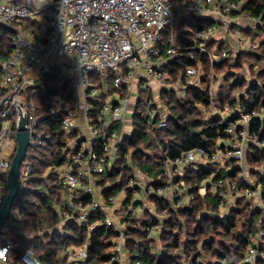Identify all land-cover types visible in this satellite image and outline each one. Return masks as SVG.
<instances>
[{"label": "built area", "instance_id": "1", "mask_svg": "<svg viewBox=\"0 0 264 264\" xmlns=\"http://www.w3.org/2000/svg\"><path fill=\"white\" fill-rule=\"evenodd\" d=\"M241 3L242 0H0V29L14 33L7 57L0 46V171L10 169L17 150L15 135L20 117L27 118L31 144L34 143L35 127L40 119L36 118L33 96L47 90L48 76L54 70L60 72L59 92L51 112L60 117L61 129L69 137L70 153L57 169L67 190L57 213L61 226H82L93 213L102 212L103 218L88 223L87 229L90 234L101 227L116 232L106 264H129L126 227L130 221L143 218L139 217L140 209L141 213L145 209L153 212L150 196L164 198L178 207L186 206L195 198L185 181L187 171L208 163L217 173L234 168L248 185L238 187L236 182L226 179L210 188V192L218 193L224 201L229 200L226 208L234 205V200L245 198L264 209L258 176L252 174L247 162L251 146L264 149V137L259 141L250 130L254 118L264 122V110L245 112L229 103H215L210 108L211 115L219 116L227 124L223 146L217 144L211 153L195 149L168 159L161 183L149 178L144 181L137 177L136 172L140 171L134 170L127 186L129 194L122 191L126 197L123 205L127 206L123 213H119L123 206H119L120 192L106 198L102 183L119 160L117 148L122 135H129L120 134L117 128L134 113L143 90L147 95L141 103L142 117L152 124L157 117L165 123L168 116L166 107L159 101L160 91L176 84L168 82L169 76L162 68L166 60L160 44L164 43L165 31L173 30L178 18L195 16L213 23L196 27L194 41L217 40L216 29L231 30L236 23L237 16H233L236 12L253 20L254 28L264 27V21L240 12ZM31 22L37 29L25 26ZM241 32L239 28L236 30L238 35ZM235 42L241 52L260 48L255 40ZM177 50L173 40L167 52L171 59ZM200 51L206 52L203 43ZM188 56L193 58V51ZM222 57H226V52L211 55L210 61L217 63ZM186 73L187 83H181L179 92L193 87L208 92L212 98L219 94V82L213 80V72L207 75L208 81H204L205 72L197 67H188ZM29 172L30 166L24 175ZM206 193L205 186L199 188L200 196ZM4 196L0 176V204ZM144 196L148 202H144ZM148 236L156 240L159 230L150 227ZM88 246L86 242L83 248H67L63 254L72 264H91ZM11 255L9 245L0 246V264H8ZM17 264L43 263L31 250H26ZM195 264L204 263L198 260ZM239 264H264V231L246 247Z\"/></svg>", "mask_w": 264, "mask_h": 264}, {"label": "trees", "instance_id": "2", "mask_svg": "<svg viewBox=\"0 0 264 264\" xmlns=\"http://www.w3.org/2000/svg\"><path fill=\"white\" fill-rule=\"evenodd\" d=\"M243 1L240 12L250 13L251 17L264 21V0ZM238 14L236 12L233 16ZM212 23L210 19L203 20L191 16L177 21L176 33L175 28L165 31L164 43L160 44L166 60L162 68L169 76L168 82L176 84L160 91L159 101L166 107L168 116L165 123L157 117L152 124L142 117L141 103L147 95L143 90L134 113L127 117L131 121V132L129 135H122L121 144L117 148L119 160L103 178L106 198L123 190L129 194L127 186L136 168L155 183H161L163 166L168 159L181 157L195 149L211 153L217 144L223 146L227 138V124L219 116L210 114L212 104L229 103L241 107L245 112L253 109L264 110V67L262 66L257 74L256 71L252 73V77H258L260 81L251 79L248 84L245 79H239L238 76L233 78V75H230L243 68L242 58L245 54L251 55L256 63H261L264 55L243 51L244 53L241 52L233 58L229 56L230 51H225V42L211 39L195 42V28ZM25 26L37 29L32 22ZM257 28L258 32L254 37L264 32V27ZM13 34L12 30L0 29V46L3 48L4 57L12 50ZM250 34L249 31L241 32L244 38ZM173 40L178 50L171 59L167 52ZM201 43L206 47V52L200 51ZM259 45L264 51V41ZM212 48H216L214 54L226 52V57H222L217 63L211 62ZM190 51H193V58L188 56ZM198 64L206 74L204 81H208L206 78L211 72L220 74V90L215 98L208 92L204 93L193 87L182 89L184 93L179 92L181 83H187V68H198ZM59 79L60 72L54 70L48 76L47 90L33 96L38 116L36 118L40 120L35 127V141L30 145L27 159L22 165L23 169L27 165L30 166V172L24 176L21 168L20 192L14 203L11 218L0 233V246L9 245L12 250L8 264H17L26 250H31L43 264H67L68 258L63 251L67 248H83L86 242H89L91 264H106L110 258L112 240L116 232L101 227L90 234L87 229L88 223L103 218L102 212L93 213L86 225L82 226H61V218L57 213V207L62 204V197L67 192L60 182L57 169L64 164L70 153L67 148L69 137L61 129L60 117L51 112L55 105V96L59 92ZM224 82H228L227 85L233 84L240 91L245 85L247 87L244 93L231 98L221 90ZM232 88L233 86H230V89ZM123 127L117 128L120 134H123ZM250 130L260 141L264 137V122L254 118ZM129 152L131 154L127 157ZM129 158L134 167L129 164ZM247 162L252 168V174L258 176L257 182L262 190L263 202L264 149L251 146L247 153ZM226 179L236 182L238 187H248L234 168L217 173L208 163L205 167L187 171L185 181L189 192L194 193L195 198L186 206L178 207L164 198L150 196L148 201L153 212L150 209L143 210V223L132 220L126 227L129 264H195L201 258L204 264H239L244 258L246 247L264 231V209L258 208L252 200L238 198L237 208L223 214L225 201L218 193L210 192V188L217 187L220 180ZM3 186L5 199L8 194L7 173L3 178ZM203 186L207 188V193L200 196L198 191ZM154 214L162 217V220ZM240 220L245 223L244 229L238 232ZM150 227L159 230L160 247L155 239L148 236Z\"/></svg>", "mask_w": 264, "mask_h": 264}, {"label": "rangeland", "instance_id": "3", "mask_svg": "<svg viewBox=\"0 0 264 264\" xmlns=\"http://www.w3.org/2000/svg\"><path fill=\"white\" fill-rule=\"evenodd\" d=\"M244 1L242 0V3H243ZM241 3V4H242ZM241 9V8H240ZM234 20H236V23L233 25L235 28L234 29H231V30H229V29H227V28H225V27H218L217 29H216V34L214 35V37H216V39L218 40V39H223V40H225V48H226V50L225 51H230L229 53V56H231V57H233V58H236L237 56L236 55H238V54H240L241 53V51H238V49H237V47L235 46V43H234V41L237 39V40H241V39H247L248 41H251V38H252V40H255V41H257L259 44H261V42L262 41H264V32L262 31L259 35H258V37H254L255 35H256V33L258 32V31H256V30H258V28L256 29V28H254V26H253V24H254V21L253 20H251L249 17H243L242 15H238ZM247 23V25H249V32L251 33L250 34V36H252L253 35V37H250V36H248V35H246L245 36V38L242 36V35H238V34H236V30L239 28V29H243L244 27H247V25H246V23ZM251 29V30H250ZM256 31V32H255ZM177 32V30H176V27H175V30H174V33H176ZM260 32V31H259ZM216 41V40H215ZM216 51V48H212V55L214 54V52ZM220 52V51H219ZM251 52H256V53H254V54H263L264 55V51H263V49H256V50H254V51H251ZM242 53H244V52H242ZM246 56H244L242 59H243V61H244V66H243V68L242 69H239V70H236L235 72H233L232 74H230V75H233V78H235V76L237 77L238 76V78L239 79H245L246 81H247V84L251 81V79H256V81H258L259 80V78L257 77H252L253 75H252V73H255V71H256V73L255 74H257L258 73V71L260 72V69L262 68V66L264 67V60L262 59L261 60V63H256L254 60L255 59H252L250 56L251 55H248V54H245ZM248 55V56H247ZM198 69L199 70H203V67L200 65V64H198ZM243 74V75H242ZM213 80L215 81V83H220V80H221V77H220V74H218V73H213ZM263 79H264V77H262ZM232 79V78H231ZM219 80V81H218ZM260 81V80H259ZM225 84L223 85V88H221V90H223L226 94H228L231 98H235L236 97V95H239L240 93H244L245 92V90H246V85L244 86V89H242L241 91H240V89L239 88H237V87H234V85L233 84H229V85H227L228 84V82L226 83V82H224ZM217 85H219V84H217ZM227 85V86H226ZM230 86H233V88L232 89H230ZM219 90H220V86H219ZM132 116V114H130V115H128L127 117H131ZM127 123V122H126ZM17 132V131H16ZM15 137H16V135H15ZM116 145H117V143H116ZM130 154H131V152H129V153H127V157H129L130 156ZM0 157H1V155H0ZM128 162H129V164L131 165V166H133L134 167V165L132 164V162H131V160H130V158L128 159ZM26 167H28V166H25L24 167V169L22 168V174L24 175V173H25V170H26ZM9 171V170H8ZM8 171H5L4 173H2V171H0V176H2L3 178H4V175L7 173L8 174ZM135 171H139L137 168L135 169ZM133 172H134V170H133ZM137 173V177H139V178H141L142 180H147L148 178L146 177V176H143V174L140 172V173H138V172H136ZM139 174V175H138ZM25 176V175H24ZM119 198L121 199V201H120V207L123 205V201L122 200H126V197H125V193H123L122 191L119 193ZM139 200H140V198H138ZM147 197H143V200H144V202H148L147 201ZM231 200H233V199H231ZM228 201L229 200H227V201H225L224 202V207H223V214H228V212H229V210L230 209H232V208H237V205H236V200H234V202H233V204L234 205H231L229 208H226V205H227V203H228ZM143 202V203H144ZM254 202V201H253ZM174 205V204H173ZM255 205V204H254ZM149 206H151L152 207V205H151V203H150V201H149ZM262 207H264V201H263V206ZM59 208H61V204L57 207V211H58V209ZM127 208V206L124 204L122 207H121V209L119 210L120 212L119 213H123L124 212V210ZM141 209L139 210V217L141 218L142 216H143V213H141ZM225 212V213H224ZM222 213V212H221ZM159 219H161L160 218V216H157ZM162 220V219H161ZM143 221V218L141 219V220H139V222L141 223ZM244 220H240L239 221V227H238V232H240V231H242L243 229H244ZM263 224V223H262ZM216 241L218 240V239H215ZM156 242H157V244H158V247H160L161 246V244H160V240H159V238H157L156 240H155ZM202 263H204V260L201 258V260H200ZM188 262V261H187ZM68 264H72L71 263V261L70 260H68V262H67Z\"/></svg>", "mask_w": 264, "mask_h": 264}, {"label": "water", "instance_id": "4", "mask_svg": "<svg viewBox=\"0 0 264 264\" xmlns=\"http://www.w3.org/2000/svg\"><path fill=\"white\" fill-rule=\"evenodd\" d=\"M16 140L17 150L12 159V163L7 174L8 194L6 195L0 209V233L3 231L8 220L11 218L14 203L20 192L21 168L23 163L27 159L28 150L31 145V131L27 127L26 117H20L16 132ZM118 145L119 143H117L116 146Z\"/></svg>", "mask_w": 264, "mask_h": 264}, {"label": "crops", "instance_id": "5", "mask_svg": "<svg viewBox=\"0 0 264 264\" xmlns=\"http://www.w3.org/2000/svg\"><path fill=\"white\" fill-rule=\"evenodd\" d=\"M185 19V18H184ZM179 20H183V19H181V18H178V21ZM246 23V22H245ZM246 25H247V23H246ZM249 25H247V27H244L242 30L243 31H245V32H248L249 30ZM251 30V29H250ZM211 40H213V41H215V39H211ZM218 42H225V40H223V39H218L217 40ZM234 43H235V46H236V42L234 41ZM126 122L127 123H125L123 126V132H127V133H129V132H131V121H130V119H128L127 118V120H126ZM143 176H145V175H143ZM148 178V177H147ZM68 264V263H67Z\"/></svg>", "mask_w": 264, "mask_h": 264}, {"label": "bare ground", "instance_id": "6", "mask_svg": "<svg viewBox=\"0 0 264 264\" xmlns=\"http://www.w3.org/2000/svg\"><path fill=\"white\" fill-rule=\"evenodd\" d=\"M243 75V74H242ZM219 81V80H218ZM139 102V101H138ZM122 133V132H121ZM119 156V155H118ZM23 168V167H22ZM63 258V257H62Z\"/></svg>", "mask_w": 264, "mask_h": 264}]
</instances>
